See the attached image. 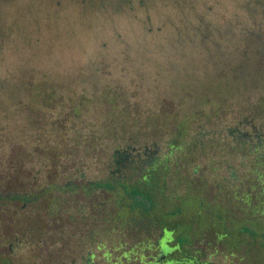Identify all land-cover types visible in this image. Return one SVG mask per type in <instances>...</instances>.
I'll return each instance as SVG.
<instances>
[{
    "label": "rangeland",
    "instance_id": "obj_1",
    "mask_svg": "<svg viewBox=\"0 0 264 264\" xmlns=\"http://www.w3.org/2000/svg\"><path fill=\"white\" fill-rule=\"evenodd\" d=\"M263 13L264 0H0V264H84L91 255L89 264H108L103 253L119 235L103 236L101 209L87 201L105 200L107 210L114 201L105 189L89 199L82 190L105 172L93 157L106 156L103 126L120 123L127 110L138 148L150 145L153 129L164 131L155 139L165 146L177 130L173 108L186 105L184 91H205L211 83L193 88L188 82L199 84L215 67L226 71L230 57L236 64L240 51L249 49L234 51L241 44L237 36L256 29L254 15L262 19ZM247 67L254 76L255 67ZM180 89L183 99L175 102ZM248 95L246 89L232 97L233 108L245 105ZM61 123L84 127L77 131L83 134L78 152L70 149L74 128L62 136ZM95 137L103 148H92ZM196 162L204 167L202 159ZM76 168L84 176L72 178L74 192L50 193L58 199L55 215H48L45 195L26 204L7 198L11 191L53 189L50 180L57 187ZM83 203L89 206L83 216L61 215L63 207L78 211Z\"/></svg>",
    "mask_w": 264,
    "mask_h": 264
},
{
    "label": "trees",
    "instance_id": "obj_2",
    "mask_svg": "<svg viewBox=\"0 0 264 264\" xmlns=\"http://www.w3.org/2000/svg\"><path fill=\"white\" fill-rule=\"evenodd\" d=\"M262 20L264 13L262 19L254 15L253 25L257 28L237 36L241 44L235 45L234 51L238 52L244 45L249 49L245 53L240 51L236 64L231 57L227 59L232 62L227 66V72H220L215 67V72L199 77L202 79L199 84L190 80L186 86L204 87L210 80L208 90L180 89L173 93L171 99L176 102L177 97L183 99L182 91L186 92L183 99L186 105L182 109L179 107L181 110L173 108L171 123L177 130L165 146L155 139L164 131L153 129L155 137L149 141L151 146L145 144L138 148V136L127 125L130 124L126 120L130 114L127 110L120 114L126 119L118 124L110 120L108 126H103L109 134L106 156L93 157L102 160L105 172L97 179H89L82 190L88 198L92 191L105 189L114 201L109 210L105 200L98 204L87 201L89 206L101 209L103 236L112 232L119 235L112 250L103 253L108 264H264ZM226 32L229 38L235 35L230 36L228 29ZM250 64L256 69L254 76L251 67H247ZM217 72L222 75L218 80L214 75ZM248 74L250 76L246 78L251 77L252 83L245 80ZM246 89L249 95L245 105H235L236 110L231 99L238 93H246ZM47 99L51 100V97ZM56 102L61 104L60 107L64 106L63 99ZM205 104L208 107H204ZM183 119L191 123L180 128ZM158 124L155 122V126ZM61 125L62 136H68L67 130L74 128L76 135L70 149L78 152L83 134L78 136L77 131L84 127ZM104 130L98 126L96 131ZM92 142L94 150L103 148L104 142L100 143L96 137ZM196 159H202L204 167ZM207 169L210 170L209 178L205 174ZM218 170L221 179L217 178ZM83 176L84 173L76 168L67 181L57 187L50 180L48 184H52L53 189L47 190L48 186L44 185L34 195L11 191L7 198L26 204L45 195L50 200L48 215H55L58 199L50 193L54 190L74 192L77 185L72 178ZM198 188L202 192H196ZM89 206L79 204L78 211L76 207H63L61 215L70 212V216H83L88 213ZM91 257H85L84 264H89Z\"/></svg>",
    "mask_w": 264,
    "mask_h": 264
}]
</instances>
